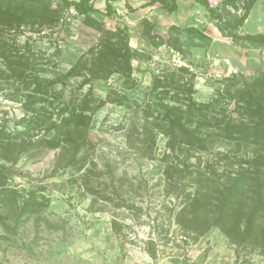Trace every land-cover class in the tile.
<instances>
[{
    "label": "rangeland",
    "instance_id": "1",
    "mask_svg": "<svg viewBox=\"0 0 264 264\" xmlns=\"http://www.w3.org/2000/svg\"><path fill=\"white\" fill-rule=\"evenodd\" d=\"M148 1L114 0L116 12L107 16L106 0H93L99 11L92 17L104 28L128 29L130 45L139 51L132 61L133 73L91 78L90 83H84L85 76L58 83L54 92L61 100L54 96L34 106L53 114L45 125L33 128L28 122L33 113L25 106L28 91L13 95L12 85L0 78V126L25 131L26 141L57 135L54 126L63 123L62 108L72 109L87 93L95 100L87 112V141L76 153L80 159L75 163L70 158L78 141L76 133H71L73 139L61 133L64 139L59 147H31L19 153L16 161H3L9 167L10 191L8 197L0 195V264H264V253L257 249H241L238 255L236 245L216 227L196 235L179 223L184 192L193 188L189 189L185 174L178 176L173 169L184 168L187 154L189 162L201 161L205 166L215 152L229 151L228 144L218 137L210 142L215 136H207L206 151L172 152L161 126L154 131L158 158L152 160L129 147L125 135L132 120L143 121L148 112L159 116L163 112L160 103L165 100L151 90L153 72L176 71L186 78L193 74L194 98L198 103H213L202 112L212 120L221 108L231 111L234 107L223 95L230 83L226 77L237 73L252 80L264 72V47L223 36L217 20L196 0H178L179 8L173 13L161 3L146 5ZM226 1L210 0L223 15V24L243 14L250 0H234V5ZM63 15L66 20L56 26L35 25L40 31L29 26L17 37L25 56L35 54L41 76L64 77L102 38L74 11ZM188 25L204 30L213 42L207 48L193 45L195 39L182 30ZM239 31L264 33V0L255 1ZM180 66L190 73L177 70ZM6 69L0 58V70ZM238 86L231 85V90ZM164 152L169 159H162Z\"/></svg>",
    "mask_w": 264,
    "mask_h": 264
},
{
    "label": "trees",
    "instance_id": "2",
    "mask_svg": "<svg viewBox=\"0 0 264 264\" xmlns=\"http://www.w3.org/2000/svg\"><path fill=\"white\" fill-rule=\"evenodd\" d=\"M54 1L0 0V58L7 66L6 70H0V78L12 85V89H15L13 95L19 90L28 91L25 106L33 111L28 120L33 128L41 127L51 120L53 114L49 109L41 110L34 106L52 100L54 96L60 99V95L54 92L58 83L80 76L86 77L84 83H90L91 78L107 79L114 73L130 77L133 73L132 61L139 54L130 45L127 28L106 29L100 20L92 17L93 13L99 11L93 0ZM113 1L106 0L104 12L107 16L116 12ZM196 1L204 5L210 16L217 20L216 25L223 36L264 47V33L239 31L256 0H250L241 15L233 16L228 12L233 17L224 24L223 15L210 0ZM156 3H161L170 13L179 8L178 0H149L146 5ZM230 3L234 5L235 2H225L227 5ZM71 10L75 12V17L82 16L86 24L98 30L102 38L82 54L64 77L41 76L35 68V54L28 57L21 52L22 46L17 40L19 32L29 26L32 31H40L35 25L56 26L64 18L66 20L64 11ZM171 28L178 29V26ZM182 30L195 39L193 45L207 48L213 42V38L198 27L188 25ZM146 33L152 36L151 31ZM176 49L182 51L181 46ZM177 70L190 73L184 66ZM193 76L192 74L191 78H186L176 71L152 73L151 90L161 95L160 100H165L160 103L163 112L161 116L148 112L143 121L132 120L125 133L128 145L148 159H157L154 131L161 126L167 137V147L172 152L177 149L189 152L194 148L206 151L207 136H215L216 140L211 139L210 142L221 139L228 144L229 151L215 152L212 160L205 162V166H201V161L199 164L189 162L187 154L184 168L173 169L178 176L185 174L189 189L193 188L184 192V204L178 213L179 223L196 235H203L213 227L220 229L236 245L238 255L245 248L264 253V72L252 80L237 73L226 77L225 81L230 83H227L229 86L223 95L234 107L231 111L221 108L219 115L212 120L202 112L210 109L213 103H198L194 98L196 90ZM235 84L239 86L231 90V85ZM91 102L95 100L87 93L72 109L62 108L60 113L64 115L63 123L54 126L58 134L53 137L43 136L35 141H26L25 131L13 132L4 125L0 126V195L8 197L10 191L7 186L9 167L3 161H16L19 153H24L31 147H59L61 138L64 139L61 133L67 134L70 139H73L71 133H76L78 141L74 145L70 161L73 164L80 159L76 153L87 141L90 119L87 112L92 109ZM198 114L201 118L196 117ZM161 121L166 123L161 124ZM65 126L68 128L63 132ZM207 128H216L218 131L207 132ZM19 139H23V142ZM169 158L170 154L164 152L162 159ZM33 209L37 211L39 208L35 206ZM155 254L150 252L151 256Z\"/></svg>",
    "mask_w": 264,
    "mask_h": 264
},
{
    "label": "crops",
    "instance_id": "3",
    "mask_svg": "<svg viewBox=\"0 0 264 264\" xmlns=\"http://www.w3.org/2000/svg\"><path fill=\"white\" fill-rule=\"evenodd\" d=\"M103 2V1H102Z\"/></svg>",
    "mask_w": 264,
    "mask_h": 264
}]
</instances>
